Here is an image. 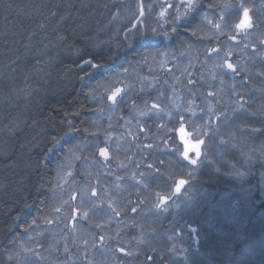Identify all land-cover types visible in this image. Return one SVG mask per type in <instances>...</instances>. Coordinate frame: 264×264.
<instances>
[{
  "label": "trees",
  "instance_id": "1",
  "mask_svg": "<svg viewBox=\"0 0 264 264\" xmlns=\"http://www.w3.org/2000/svg\"><path fill=\"white\" fill-rule=\"evenodd\" d=\"M186 4L0 0V264H264V0Z\"/></svg>",
  "mask_w": 264,
  "mask_h": 264
},
{
  "label": "snow or ice",
  "instance_id": "2",
  "mask_svg": "<svg viewBox=\"0 0 264 264\" xmlns=\"http://www.w3.org/2000/svg\"><path fill=\"white\" fill-rule=\"evenodd\" d=\"M187 8L189 10L193 9L195 7V0H187V4H186ZM244 19L241 21V24L238 25L239 27H251V20L248 14V10L245 9L244 13H243ZM217 27H219V25H216ZM229 68L232 67L231 64L228 65ZM153 107H156L155 105H153ZM203 144L202 140H199L197 143L195 144H190L188 147H186L185 152H184V158L187 160L189 159V152L191 151H195L196 155L199 156L200 155V145ZM101 155L103 156H107V152L104 149H101ZM192 164L196 163V160L193 159L190 161ZM185 183V181L181 180L180 184L183 185ZM177 191H179V189H177Z\"/></svg>",
  "mask_w": 264,
  "mask_h": 264
},
{
  "label": "water",
  "instance_id": "3",
  "mask_svg": "<svg viewBox=\"0 0 264 264\" xmlns=\"http://www.w3.org/2000/svg\"><path fill=\"white\" fill-rule=\"evenodd\" d=\"M243 19H244V17H243ZM240 28L241 29H245L247 27H240ZM177 138H178L179 143L182 145L184 152H185L186 147H188L190 144H195V143L198 142V141H193L192 139L189 138V133H188V131H187V129L185 127H181L178 130V132H177ZM201 146H202V144L200 145V150H201ZM192 152L195 153V151H191V152H189V156H190V154ZM195 155H196V153H195ZM197 157H199V156H197ZM183 158H184V153H183ZM183 185H185V183ZM183 185L180 184V187H178L177 189L181 188ZM177 189H176V192H178ZM163 202H166V199H164Z\"/></svg>",
  "mask_w": 264,
  "mask_h": 264
},
{
  "label": "rangeland",
  "instance_id": "4",
  "mask_svg": "<svg viewBox=\"0 0 264 264\" xmlns=\"http://www.w3.org/2000/svg\"><path fill=\"white\" fill-rule=\"evenodd\" d=\"M117 92V91H116ZM115 92V93H116ZM118 93H120V92H118ZM110 102H111V104H113V106H115L117 103H118V98H116L115 96H113L112 98L110 97V99H108ZM191 157H192V155H195V153L194 152H192L191 154ZM177 189V188H176Z\"/></svg>",
  "mask_w": 264,
  "mask_h": 264
}]
</instances>
